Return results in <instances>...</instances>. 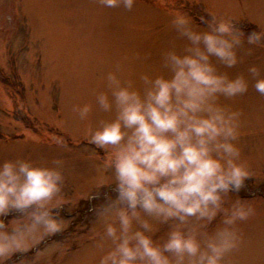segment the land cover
Here are the masks:
<instances>
[{"label": "clouds", "instance_id": "obj_1", "mask_svg": "<svg viewBox=\"0 0 264 264\" xmlns=\"http://www.w3.org/2000/svg\"><path fill=\"white\" fill-rule=\"evenodd\" d=\"M101 3L132 9L135 0ZM201 19L207 27L198 30L187 13L173 14L171 26L187 43L182 52L175 46L163 51L170 74L142 73L137 87L112 71L106 76L110 94H96L103 111H114L90 136L104 150L98 185L111 188L90 197L103 196L92 208L98 264H225L242 243L239 222L254 213L246 200L231 198L250 176L239 145L242 112L219 99L247 93L250 81L219 65L235 67L245 45L249 52L264 46V31H252L245 41L232 19ZM248 72L264 95V67L253 63ZM92 107L84 103L74 111L85 119ZM64 185L59 158L0 163V264L34 248L38 261L44 253L38 245L64 230ZM162 225H169L164 238L154 239Z\"/></svg>", "mask_w": 264, "mask_h": 264}, {"label": "rangeland", "instance_id": "obj_2", "mask_svg": "<svg viewBox=\"0 0 264 264\" xmlns=\"http://www.w3.org/2000/svg\"><path fill=\"white\" fill-rule=\"evenodd\" d=\"M177 11L190 15L198 30L207 27L201 17L230 18L245 41L252 31H264V0H135L132 9L106 7L101 0H0V163L61 159L67 200L60 210L65 228L38 245L44 249L39 260L34 248L11 264H98L93 232L99 222L92 208L103 196L90 197L111 188L98 185L104 150L90 136L114 111H103L96 94H110L106 76L112 71L137 87L142 73L170 74L163 51L175 46L182 52L187 43L171 26ZM240 56L235 67L220 64L219 70L245 74L250 87L237 97L221 96L219 103L242 112L239 145L250 176L231 198L246 200L254 213L239 222L243 240L225 264H264V95L248 72L253 63L264 67V46L249 52L245 45ZM84 103L93 107L81 119L74 108ZM219 221L220 216L209 228ZM168 227L160 226L154 239L162 240Z\"/></svg>", "mask_w": 264, "mask_h": 264}]
</instances>
